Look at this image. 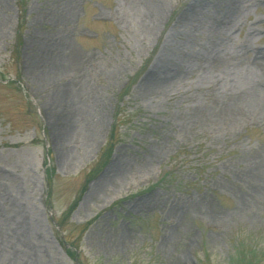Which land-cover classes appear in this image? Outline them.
<instances>
[{
	"label": "rangeland",
	"instance_id": "1",
	"mask_svg": "<svg viewBox=\"0 0 264 264\" xmlns=\"http://www.w3.org/2000/svg\"><path fill=\"white\" fill-rule=\"evenodd\" d=\"M262 51L264 0H0V264H264Z\"/></svg>",
	"mask_w": 264,
	"mask_h": 264
},
{
	"label": "bare ground",
	"instance_id": "2",
	"mask_svg": "<svg viewBox=\"0 0 264 264\" xmlns=\"http://www.w3.org/2000/svg\"><path fill=\"white\" fill-rule=\"evenodd\" d=\"M260 55H262L260 58H262V60L261 61H263L264 62V51H262L261 53H260ZM261 85L262 86H264V83H261ZM261 86V87H262ZM260 84L257 86V85H252L251 87H249L248 89L250 90V91H252L254 94H258L259 93V91L261 90L260 88Z\"/></svg>",
	"mask_w": 264,
	"mask_h": 264
},
{
	"label": "trees",
	"instance_id": "3",
	"mask_svg": "<svg viewBox=\"0 0 264 264\" xmlns=\"http://www.w3.org/2000/svg\"><path fill=\"white\" fill-rule=\"evenodd\" d=\"M242 260H243V259H242ZM245 261H246V260H244V262H245ZM249 263H250V264H254V263L256 264V262H255V261H254V262H253V261H251V262H249Z\"/></svg>",
	"mask_w": 264,
	"mask_h": 264
}]
</instances>
